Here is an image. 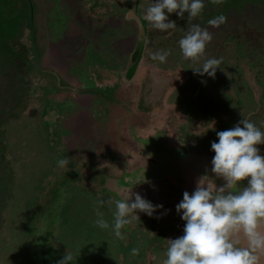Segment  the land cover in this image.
I'll return each instance as SVG.
<instances>
[{
    "label": "flooded vegetation",
    "instance_id": "1",
    "mask_svg": "<svg viewBox=\"0 0 264 264\" xmlns=\"http://www.w3.org/2000/svg\"><path fill=\"white\" fill-rule=\"evenodd\" d=\"M149 3L150 0H136V3L134 0H130L125 4L122 3V6L118 5L122 10L125 8V12L123 11L125 22H135L137 33L134 38L131 35L128 36V43L127 41L124 44L120 42L122 47L121 45H110V49L115 48L114 53H107L106 50H101L100 46H95L93 41L96 39L93 35H91V43L83 44L76 41L70 43L67 47L71 48H68L67 52L64 51V54L59 58L53 55L51 61L45 55L46 53H36V58L40 56L42 61L41 67L36 66V68H39L40 75H44V81L47 84L48 77H51L50 92L54 93L52 96L56 99V101L53 99V103L49 101L47 106L51 108L52 104V107L56 108L53 113L58 114L57 124L56 120L53 121L54 119L52 122L47 121L50 116L45 120V124L47 123L52 131L54 140H64L62 137L64 135L63 128H71L68 125L63 127L60 119L63 112L61 108L65 106L66 101L75 98L86 109L91 110L93 119H99L105 111L108 113L110 108H105L103 105H107V103L102 105L97 97H103V92H107V95H111L110 102L114 103L112 106L119 111L117 117L121 118L120 108L123 107L129 116L135 114L136 120L134 123H125V126L121 124L118 127L119 130L125 131V137L120 139L121 145H119L124 152L119 156L107 150L103 158L109 164L108 168H102L99 163H94V160H97L96 146L102 143V140H98L100 136L83 139L84 147L81 150H76L75 162L74 157H71L69 164L75 166L77 170H82L79 172L80 174L89 172L90 182L94 181L93 187L97 185L99 190L98 207L96 202L93 203L95 196H89L91 193L87 190L76 194L73 199H70V192H68L66 195L68 201L64 203L55 201L48 204L49 206H43L40 209L41 215L37 216V229L32 232L33 242L30 238L25 246L33 259L35 256L36 263L34 260V264H57L66 251L72 254L71 264H107L110 259L115 260L114 253H117V262L120 264H133L134 261V264H156L157 261L154 263L156 254L167 249V239L182 235L184 222L180 219L174 206L182 199V193L185 190L178 184L184 183L185 186H191L193 179L191 176L183 174L182 171L190 173L198 171L200 166L198 160L203 161L204 164L209 162L206 169L211 168V158L214 153L210 150V144L196 147L200 142L193 143V139L198 140L197 137H201L203 131L206 132L205 136H210L211 133L216 136V131L230 128L241 119H248L250 114L247 111H242L240 105L246 106L245 99L250 96L254 101L258 95L262 99L264 98V87L257 78L253 77L250 81L246 73L241 71H239L238 80L233 78L234 72L232 74L231 65L234 62L230 60L231 54L228 56L230 61L226 64L225 59L227 58L221 60L214 77L194 73L192 69L197 68L199 62L183 58L178 41H171L173 36L163 37L165 36L163 35L157 39L153 37L155 34L160 36L163 31L153 29L144 19L143 14ZM104 13L110 12L105 10ZM174 16H176L175 13L170 14L169 19L176 24H180V21L184 20V16H176L180 21L174 19ZM141 21L145 24V38L137 61H134L133 65L132 55L137 49V36ZM188 21H193L194 24L198 21V17ZM179 27L169 29L168 35H173ZM130 41L132 42L130 43ZM83 45L84 48H82ZM127 47H130L129 51L126 50ZM163 49H167L169 53L164 63L150 59V53ZM204 55L209 57L206 53ZM74 79L76 86L72 85ZM90 85L96 87V95L88 93L86 88ZM56 87L60 91L64 89L67 96L57 97L59 92L55 89ZM129 92H135V94L129 95ZM198 97L211 100L210 105L214 109H211L210 114L207 112L206 106L197 103ZM217 104L228 109L222 110L217 107ZM258 107H260V102ZM136 108L140 111L139 115H136ZM215 108H218L220 112ZM230 110L233 114L230 118L218 119L220 114L223 116ZM154 113L160 114L159 122L151 120ZM124 120L126 119L124 118ZM253 121L264 131V123H261L264 120L260 121V115L255 116ZM81 128V123H79L77 127L79 132ZM70 130L71 141L76 149L79 132L73 126ZM60 144L62 145L61 142ZM60 144L57 146L58 148ZM257 147L260 154L264 155V144L257 145ZM186 153H190L189 156H191L188 160H185ZM57 158L58 161L62 157L58 156ZM90 158L91 160H88ZM175 162H178V166L174 165ZM159 163L162 164V167L159 166ZM70 165L65 167H71ZM185 165L190 166L186 167ZM140 173L145 176H141L138 180L129 179ZM96 176L98 181L94 179ZM186 178L191 181H186ZM159 187L172 191L167 204L157 209L151 217L137 213V220L121 228L123 238L114 237L110 229H98L94 225V210L96 209L102 211L105 219L111 223L115 201L121 198L125 190L131 189V191L144 196L151 188ZM81 198L90 199L87 201L93 210V218L89 223L88 220H74L75 216L69 207L72 200ZM156 204L164 205L160 202H155L154 205ZM165 210L167 211L165 212ZM164 216H167L165 218L169 222L162 229V227L159 228L161 223L158 221ZM147 220L154 223L145 225ZM141 221L145 222L144 226L140 224ZM171 221L174 222L173 226L170 224ZM132 248L138 249L135 255L131 254ZM103 253L107 255L105 256Z\"/></svg>",
    "mask_w": 264,
    "mask_h": 264
},
{
    "label": "rangeland",
    "instance_id": "2",
    "mask_svg": "<svg viewBox=\"0 0 264 264\" xmlns=\"http://www.w3.org/2000/svg\"><path fill=\"white\" fill-rule=\"evenodd\" d=\"M129 1L0 0V264L30 262L34 264V260L36 263L35 256L33 259L25 246L30 238L33 242L32 232L37 229V216L41 215L40 209L43 206H49L48 204L55 201L62 203L68 201L66 196L68 192L70 199H73L76 194L87 190L91 193L89 196H95L93 203L96 202L98 207L99 190L97 185L93 187L94 181L90 182L89 172L80 174L82 170H77L69 163L71 167H59L57 157L66 156L69 159L74 157L75 162L76 150L84 147L83 139L100 136L101 139L98 140H102V143L96 146L97 160H94V163H99L102 168H108L109 164L103 158L105 152L110 150L114 155L119 156L124 152L119 145H121L120 139L125 137V131L119 130L118 127L121 124L125 126V123H134L136 116L135 114L129 116L127 110L121 107V118L117 117L119 111L112 106L114 103L110 102L111 95H107V92H103V97L98 96L97 99H100L102 105L107 103L103 106L110 108L109 115L105 111L99 119H93L91 110L86 109L78 99L68 100L61 108L64 113L62 112L60 119L63 127L73 126L77 132H79L77 127L81 123L76 149L71 141V128H63L64 140H54L45 120L50 116L47 121L52 122L54 119L57 124L58 114L53 113L56 108L52 107V104L51 108L47 106L49 101L53 103V99L55 101L56 99L52 96L54 93L50 92L51 77H48L47 84L44 75H40L39 68H36L42 65L41 58L40 56L36 58V53H46L51 61L53 55L59 58L64 51L67 52L68 48H71L67 47L70 43L75 41L83 44L91 43V35L96 39L93 41L95 46H100L99 48L106 50L107 53H114L115 48L110 49V45L122 47L125 41L128 43L129 35L134 38L137 33L135 22L127 23L123 18L125 8L122 10L118 7ZM105 10L110 13H104ZM220 14L225 17L224 23L216 27L206 23L209 18ZM173 18L180 21L176 16ZM186 18L185 13L184 20H181L180 24L175 23V26L180 27L173 35H168L166 30L163 31L165 33L161 32L160 36L155 34L153 37L157 39L163 35H165L163 37L173 36L171 41H178L193 24V21H188ZM195 24L207 28L212 35L204 53L220 60L227 58L225 64L233 60L234 64L231 67L235 80L239 79V71H241L246 73L250 81L253 77L257 78L264 87V0H204V8ZM84 47L83 45L82 48ZM126 50L129 51L130 47ZM75 83L74 79L72 85L76 86ZM58 87L55 88L59 92L56 96L66 97L67 92L65 93L64 89L60 91ZM86 89L90 95H96V87L90 85ZM132 94L135 92H129V95ZM247 99H245L246 106L242 104L240 108L250 114L248 119L254 122L255 116L260 115V121L264 120V98L258 95L256 101L251 96ZM196 101L199 105L206 106L209 114L211 109H214L211 108V100L198 97ZM259 102L260 107H258ZM217 107L222 110L228 109L218 104ZM218 108L215 109L220 112ZM135 111L136 115L140 114L138 108ZM232 115L230 110L223 116L220 114L218 119H228ZM159 118L160 114L154 113L151 120L159 122ZM205 134L206 132L203 131L201 137H197L199 141L193 139V143L200 142L196 147L208 146L210 142L216 140L214 133L210 136ZM189 154H185V160L191 157ZM94 179L98 181L97 176ZM171 192L162 187L151 188L141 196L153 205L155 202H160L165 206ZM87 200L81 198L72 200V204H69L75 216L74 220L91 222L93 210ZM165 217L167 218L164 216L161 220L158 219L160 220L158 223H161L159 228L163 229L167 226L169 220ZM173 221L170 223L172 226ZM144 223L140 222L142 226ZM153 223L148 221L145 225ZM157 230L159 231L158 228ZM103 255L107 254L103 253ZM113 257L115 260L110 259L107 264H120L117 262V253H114Z\"/></svg>",
    "mask_w": 264,
    "mask_h": 264
},
{
    "label": "clouds",
    "instance_id": "3",
    "mask_svg": "<svg viewBox=\"0 0 264 264\" xmlns=\"http://www.w3.org/2000/svg\"><path fill=\"white\" fill-rule=\"evenodd\" d=\"M203 8L204 0H150L143 17L153 29L166 31L176 27L170 14L183 17L186 13L191 20L200 16ZM224 21L220 14L206 23L216 27ZM211 39L207 28L194 23L177 42L183 58L199 62L193 72L208 77H214L221 63L220 58L204 55ZM168 54L163 49L149 55L164 63ZM215 135L216 140L210 142L212 175H201L191 193L184 191L174 206L184 222L182 235L167 239L162 264H259L264 254V155L257 147L264 144V131L251 120L241 119ZM57 163L67 166L69 158L64 156ZM217 179L223 182L218 184ZM160 208L162 205H153L128 189L115 201L111 223L99 209L94 210L93 223L123 238L121 228L137 220V213L151 217ZM137 251L132 248L131 254ZM72 259L66 251L57 264H71Z\"/></svg>",
    "mask_w": 264,
    "mask_h": 264
},
{
    "label": "water",
    "instance_id": "4",
    "mask_svg": "<svg viewBox=\"0 0 264 264\" xmlns=\"http://www.w3.org/2000/svg\"><path fill=\"white\" fill-rule=\"evenodd\" d=\"M134 2L136 3V0H134ZM134 10H135V8H134ZM134 10H133V11H134ZM132 15H133V13H132ZM144 38H145V24H144L143 21H141V22H140V26H139V33H138V36H137V39H138L137 49H136L135 53L132 55V62H133V65H134V61H137V58H138V56H139V51L141 50V46H142V42H143ZM133 65H132V66H133ZM197 160H198V159H197ZM198 162L200 163V164H199V165H200V166H199V170L196 171L195 173H194V172H193V173H190V172H188V171H182L183 174H185V175H189V176H191V177L193 178V179H192V183H191V187L185 186L184 183H179V184H178L183 190L188 191L189 193L194 189V188H192V187H195V183H196L197 179H198L201 175L205 174L206 172H207L208 175H210V176L212 175V174H210V172H211L210 169H206V166H207V164H208L209 162H207V164H204L203 161H201V160H198ZM174 165L178 166V162H175ZM181 165L183 166V162L181 163ZM159 166L162 167V164L159 163ZM185 166H186V167H189L190 165H185ZM141 176H145V175L142 174V173H140V174H138L137 176H135V177H131V178H129V179H130V180H138ZM151 176H152V174H151ZM148 177H149V176H148ZM186 181H191V179L186 178ZM216 182L219 184V183H222L223 181L217 179ZM262 227H264V226H262ZM165 253H166V249H163L159 255H156V259H155V262H154V263H156V261H157L156 264H162V261H163V259L165 258ZM259 264H264V254H261V255H260Z\"/></svg>",
    "mask_w": 264,
    "mask_h": 264
}]
</instances>
